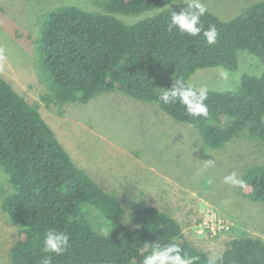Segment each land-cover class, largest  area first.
Segmentation results:
<instances>
[{
    "label": "trees",
    "instance_id": "16d2710c",
    "mask_svg": "<svg viewBox=\"0 0 264 264\" xmlns=\"http://www.w3.org/2000/svg\"><path fill=\"white\" fill-rule=\"evenodd\" d=\"M182 1L103 0L104 12L73 5L54 8L41 17L35 40L49 93L41 102L31 101L0 75V169L10 186L0 210L19 228L11 264H41L48 255L52 264H142L153 244L168 243L195 257L194 264H209L210 255L158 207L127 214L115 194L74 163L41 106L85 105L120 92L158 103L177 121L198 129L209 148L222 149L236 138L264 144V73L244 74L238 90H208L206 117L189 116L178 100L165 104L159 99L176 79L190 84L199 69L237 70L240 51L264 63V0L230 20L206 7L201 21L205 29L216 26L214 45L207 44L203 33L191 37L169 28L172 11L186 8ZM146 14L132 24L117 17ZM242 181L241 192L264 203V165L249 168ZM48 230L66 233L70 247L59 255L43 253ZM220 256L217 264H264V238L237 236Z\"/></svg>",
    "mask_w": 264,
    "mask_h": 264
},
{
    "label": "rangeland",
    "instance_id": "374dc122",
    "mask_svg": "<svg viewBox=\"0 0 264 264\" xmlns=\"http://www.w3.org/2000/svg\"><path fill=\"white\" fill-rule=\"evenodd\" d=\"M256 1L202 0L222 20L235 18ZM100 3L103 0H0V75L29 100L41 102L49 91L39 71L38 24L54 8L73 5L104 12ZM147 15L117 17L132 24ZM263 73L261 59L240 51L237 70L199 69L189 83L208 90H238L244 74ZM41 106L74 163L115 194L127 214L139 207H158L209 255H221L237 236L264 238V203L252 201L239 185L223 180L232 172L242 180L249 168L264 165V144L236 138L222 149L209 148L198 129L177 121L158 103L120 92L102 94L85 105ZM9 193L8 177L0 169V206ZM208 209L229 223L230 230L217 235L205 230ZM18 239L19 228L0 210V264H11L10 250Z\"/></svg>",
    "mask_w": 264,
    "mask_h": 264
},
{
    "label": "clouds",
    "instance_id": "9594fccd",
    "mask_svg": "<svg viewBox=\"0 0 264 264\" xmlns=\"http://www.w3.org/2000/svg\"><path fill=\"white\" fill-rule=\"evenodd\" d=\"M186 8L179 13L172 11L171 23L169 28H176L180 33L191 37H197L203 33V38L208 45H214L217 42L218 30L215 25H209L204 28L201 21L207 13V8L202 0H183ZM207 87L196 88L186 84L182 79L174 80L171 88H165L159 94V99L165 104L175 103L177 100L185 108L187 114L194 118L206 117L208 115ZM225 184L244 186V181L238 178L235 172L226 175ZM70 247V237L64 232L48 230L43 240L42 252L57 255L66 251ZM222 259L219 254L209 256V264H217ZM196 258L183 252V249L175 244H153L148 255L144 256L142 264H194ZM41 264H52L51 256L42 258Z\"/></svg>",
    "mask_w": 264,
    "mask_h": 264
},
{
    "label": "built area",
    "instance_id": "2783aa9c",
    "mask_svg": "<svg viewBox=\"0 0 264 264\" xmlns=\"http://www.w3.org/2000/svg\"><path fill=\"white\" fill-rule=\"evenodd\" d=\"M203 228H205V230L210 232L212 235H217L220 232L230 230V225L218 216L214 210L208 209Z\"/></svg>",
    "mask_w": 264,
    "mask_h": 264
}]
</instances>
